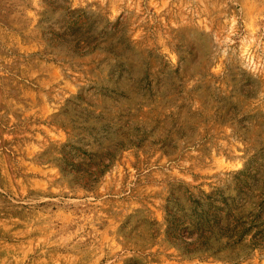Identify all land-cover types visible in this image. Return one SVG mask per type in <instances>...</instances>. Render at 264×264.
Segmentation results:
<instances>
[{
	"label": "rangeland",
	"instance_id": "obj_1",
	"mask_svg": "<svg viewBox=\"0 0 264 264\" xmlns=\"http://www.w3.org/2000/svg\"><path fill=\"white\" fill-rule=\"evenodd\" d=\"M0 264H264V0H0Z\"/></svg>",
	"mask_w": 264,
	"mask_h": 264
}]
</instances>
